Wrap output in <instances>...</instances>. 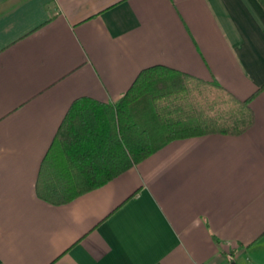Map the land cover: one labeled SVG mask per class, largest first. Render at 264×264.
Here are the masks:
<instances>
[{"label": "crops", "instance_id": "crops-1", "mask_svg": "<svg viewBox=\"0 0 264 264\" xmlns=\"http://www.w3.org/2000/svg\"><path fill=\"white\" fill-rule=\"evenodd\" d=\"M155 63L249 97L252 125L39 198L69 103L114 101ZM0 264H264V0H0Z\"/></svg>", "mask_w": 264, "mask_h": 264}, {"label": "trees", "instance_id": "trees-1", "mask_svg": "<svg viewBox=\"0 0 264 264\" xmlns=\"http://www.w3.org/2000/svg\"><path fill=\"white\" fill-rule=\"evenodd\" d=\"M114 101L75 97L40 161L35 194L67 202L137 164L164 143L252 125L249 97L216 80L155 63L140 69Z\"/></svg>", "mask_w": 264, "mask_h": 264}]
</instances>
